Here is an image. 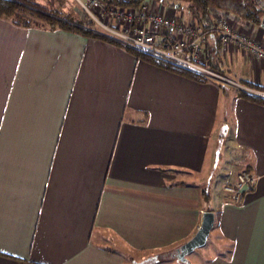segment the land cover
<instances>
[{
  "label": "crops",
  "instance_id": "obj_1",
  "mask_svg": "<svg viewBox=\"0 0 264 264\" xmlns=\"http://www.w3.org/2000/svg\"><path fill=\"white\" fill-rule=\"evenodd\" d=\"M233 18L264 44L260 26ZM205 57L264 90V62L215 36ZM237 169L258 180L235 204L223 188ZM206 211L213 245L192 264H264V104L111 42L0 18V264H185L176 250Z\"/></svg>",
  "mask_w": 264,
  "mask_h": 264
},
{
  "label": "built area",
  "instance_id": "obj_2",
  "mask_svg": "<svg viewBox=\"0 0 264 264\" xmlns=\"http://www.w3.org/2000/svg\"><path fill=\"white\" fill-rule=\"evenodd\" d=\"M75 1L80 4L87 19L124 45L186 69L206 80L264 98V90L242 86L207 65L205 54L209 36H215L223 48L244 51L248 56L264 62V44L235 27L230 15L216 13L213 26L203 30L193 20L179 22L173 16L162 14L156 0H147L137 7H117L107 0ZM257 180L256 174L242 170L236 180L223 189L229 201L238 204L242 202L244 194L255 187Z\"/></svg>",
  "mask_w": 264,
  "mask_h": 264
},
{
  "label": "trees",
  "instance_id": "obj_3",
  "mask_svg": "<svg viewBox=\"0 0 264 264\" xmlns=\"http://www.w3.org/2000/svg\"><path fill=\"white\" fill-rule=\"evenodd\" d=\"M147 0H134L124 2L120 0H107L109 4L117 7H137ZM165 1L173 8L185 9L193 21L203 30L213 26L216 13H226L235 18L253 25L261 26L263 22L264 5L260 0H158ZM0 18L9 21L13 25L22 28H39L56 30L63 29L76 32L84 36L97 38L124 47L138 58H141L155 66L174 72L176 74L194 79L199 82L207 80L200 75L186 69L176 67L170 63L157 59L148 53L129 47L105 34L97 25L86 17L75 14H64L58 7H43L30 0H0ZM224 87V86H222ZM238 96L264 104V98L236 89ZM205 195V194H204Z\"/></svg>",
  "mask_w": 264,
  "mask_h": 264
},
{
  "label": "rangeland",
  "instance_id": "obj_4",
  "mask_svg": "<svg viewBox=\"0 0 264 264\" xmlns=\"http://www.w3.org/2000/svg\"><path fill=\"white\" fill-rule=\"evenodd\" d=\"M66 1V5L68 6V8H70V9H72V11L75 13V14H77L78 16H80V17H84L85 18V12H84V10L82 9V7L80 6V4H78L75 0H65ZM261 1V3L264 5V0H260ZM156 3H157V5L159 6V3H158V0H156ZM163 3V5L164 6H167V4H166V2L165 1H163L162 2ZM45 5H47V3L46 2H44V6ZM52 7H54V6H52ZM234 17V16H233ZM231 15H230V18H231V20H232V22H233V24H234V26H236V23H235V21H234V18H233ZM262 18H263V22H264V14H263V16H262ZM237 27V26H236ZM263 30H264V24L263 25H261L260 26ZM241 51V50H240ZM242 52H244V51H242ZM245 54H246V52H244ZM231 79L233 78L232 76H229ZM231 88V87H230ZM227 142H229V146H227V148H229V151L231 150V151H233V153H231L230 155H228V156H230V158L232 157L233 159H235V157H236V154H235V152H236V150H235V148H234V143H233V141H232V136L231 135H229V138H228V141ZM225 143V142H224ZM220 146L222 147V150H219L220 151V155H221V158L219 159V161L220 162H222L223 160H224V158H225V150H226V148H225V146L223 145V143L221 142L220 143ZM224 157V158H223ZM227 159V158H226ZM218 161V160H217ZM233 165H235V164H233ZM233 169H235L234 167H232ZM223 169H224V171H229V170H227V166L226 167H223ZM228 169H231L230 168V165H229V168ZM239 172L241 171L240 169H237ZM238 171H236V174L238 173ZM215 175H216V173L212 176V179H214V177H215ZM210 183L211 182H209V181H207L206 182V184H204V186H202L203 187V190H206V194H205V197H208V191H209V189H210ZM213 244H212V235L208 238V240H207V242L205 243V245H203V246H201V247H199V248H197V249H195V251H193V252H191V253H189L188 255H187V259H186V262L187 263H185V264H192L191 262V260H192V258L193 257H196V256H199V254L201 253V252H205L204 250H208L211 246H212ZM209 255L210 254H208L207 255V257H203V258H199V261L201 262L202 260H206V258H209ZM203 256H206V253L203 255Z\"/></svg>",
  "mask_w": 264,
  "mask_h": 264
},
{
  "label": "water",
  "instance_id": "obj_5",
  "mask_svg": "<svg viewBox=\"0 0 264 264\" xmlns=\"http://www.w3.org/2000/svg\"><path fill=\"white\" fill-rule=\"evenodd\" d=\"M214 214L213 212L206 211L203 213L202 222L197 229L196 233L186 242L181 244L176 250V258L184 262L186 260V255L194 251L195 249L203 246L208 237L209 233L213 227Z\"/></svg>",
  "mask_w": 264,
  "mask_h": 264
}]
</instances>
